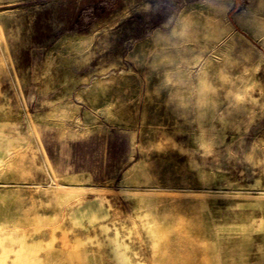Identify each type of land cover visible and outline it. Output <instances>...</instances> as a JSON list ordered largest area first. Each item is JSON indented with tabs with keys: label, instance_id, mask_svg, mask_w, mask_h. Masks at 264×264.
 Returning a JSON list of instances; mask_svg holds the SVG:
<instances>
[{
	"label": "rangeland",
	"instance_id": "374dc122",
	"mask_svg": "<svg viewBox=\"0 0 264 264\" xmlns=\"http://www.w3.org/2000/svg\"><path fill=\"white\" fill-rule=\"evenodd\" d=\"M0 264H264V0H0Z\"/></svg>",
	"mask_w": 264,
	"mask_h": 264
}]
</instances>
